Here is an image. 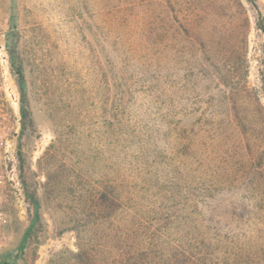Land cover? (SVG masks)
Instances as JSON below:
<instances>
[{
    "label": "rangeland",
    "instance_id": "rangeland-1",
    "mask_svg": "<svg viewBox=\"0 0 264 264\" xmlns=\"http://www.w3.org/2000/svg\"><path fill=\"white\" fill-rule=\"evenodd\" d=\"M263 42L234 0H0V53L11 74L10 50L22 66L32 118L24 175L47 224L34 264L77 252L53 223L71 199L45 200L64 179L116 187L115 264H264ZM0 191L2 254L28 211L22 188L23 210Z\"/></svg>",
    "mask_w": 264,
    "mask_h": 264
},
{
    "label": "trees",
    "instance_id": "trees-1",
    "mask_svg": "<svg viewBox=\"0 0 264 264\" xmlns=\"http://www.w3.org/2000/svg\"><path fill=\"white\" fill-rule=\"evenodd\" d=\"M241 12L252 13L254 28L264 35V5L261 6L256 0H234ZM245 25L249 28V19L246 16ZM11 70L20 94V116L21 129L18 141L25 130L32 126V118L28 109L25 78L22 66L15 56L14 50H10ZM257 70L260 76L258 93L264 98V42L258 49ZM248 71H245L246 78ZM254 100L260 103V98L253 90ZM17 157L19 162V178L21 188L24 193V201L27 206L28 219L23 230V234L18 245L13 251H5L0 254V264H34L36 260L37 247L47 238L46 220L41 210V200L37 194L36 185L27 181L24 174L25 161L22 158L18 144ZM27 170V169H26ZM26 172V171H25ZM50 180H52L50 178ZM62 181L59 185L55 182L46 184L45 200L61 197L64 201H69V205L60 206L62 217L57 222L53 219L58 237L67 231H74L76 234L77 252L65 251L67 257L65 264H97L95 254L100 255L101 264H115L116 258L113 254L114 248L122 247L124 241L120 237L124 224L117 221V213L121 208V201L116 193V187L112 184L108 186H96L90 183L70 185ZM73 204V206H70ZM66 206V207H65ZM65 207V208H64ZM1 211V210H0ZM2 212V211H1ZM3 214V212H2ZM1 220V217H0ZM2 223H0L1 227ZM54 229V230H55ZM55 230V231H56ZM94 248V249H93ZM109 255V261H108ZM57 260H50L48 264H55Z\"/></svg>",
    "mask_w": 264,
    "mask_h": 264
},
{
    "label": "built area",
    "instance_id": "built-area-1",
    "mask_svg": "<svg viewBox=\"0 0 264 264\" xmlns=\"http://www.w3.org/2000/svg\"><path fill=\"white\" fill-rule=\"evenodd\" d=\"M0 53V189L3 183L19 192L18 207H25L21 197L19 162L17 157L18 137L21 129L20 94L10 71L7 52ZM1 193V191H0Z\"/></svg>",
    "mask_w": 264,
    "mask_h": 264
}]
</instances>
